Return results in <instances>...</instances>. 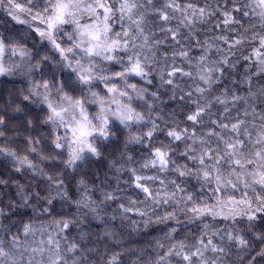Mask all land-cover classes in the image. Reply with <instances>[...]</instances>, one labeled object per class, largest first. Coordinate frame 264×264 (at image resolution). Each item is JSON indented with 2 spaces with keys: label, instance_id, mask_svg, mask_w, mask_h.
I'll return each instance as SVG.
<instances>
[{
  "label": "clouds",
  "instance_id": "9594fccd",
  "mask_svg": "<svg viewBox=\"0 0 264 264\" xmlns=\"http://www.w3.org/2000/svg\"><path fill=\"white\" fill-rule=\"evenodd\" d=\"M14 2L0 0V9L31 27L30 20L21 23L14 18L18 16ZM112 2L118 6V0ZM152 3L162 6L166 0ZM221 3L223 7H213ZM204 9V16L197 15L189 23L182 12L164 8L171 17L164 24L151 15L149 5L141 11L147 17L144 28L151 51L140 47L144 38L135 33L116 62L88 57L76 49L70 65L46 36L36 43L22 29L6 43L4 29L10 25L6 18L0 19V41L6 49L2 62L9 69L5 75L23 81L9 89L13 102L0 105V161L4 163L0 176L6 177L0 178V185L7 186L0 192V264H50V257L60 258L62 264H189L184 255L197 250L202 255L193 257L191 264H264V224L248 218L264 213L256 211L264 209V203L252 189L262 195L264 190L249 188L251 209L222 218L224 224L218 223L219 216L191 211L195 205L216 206L214 183L205 180L203 169L215 173L199 161L205 150L222 153L219 138L231 135L216 122L230 125L239 119L255 136L264 131V65L252 56L264 39V9L256 0H211ZM216 12L233 18L228 24L225 19L216 22L217 28L227 25L219 34L209 21ZM111 23L113 29L121 23L129 27L117 17ZM169 28L176 33L175 40ZM60 32L71 42L65 48L73 47L78 39L75 27L59 28L56 42ZM237 40L241 43L233 46ZM136 56L144 66L139 80L127 73L130 59ZM78 61L91 63L89 83L79 79ZM244 61L249 63L241 67ZM118 73L123 75L117 78ZM201 75L208 77L207 82ZM113 86L126 93L117 98L140 119L121 123L109 112L107 134L90 139L96 151L85 149L78 158L70 154L75 147L70 136L59 135L63 147H56L62 126L53 125L49 114L36 118L31 111L47 105L45 98L60 107L66 103L63 98L70 96L82 101L86 111L87 106H98L91 118L99 126L97 100L103 98L115 111L107 91ZM24 101L31 107L26 108ZM198 111L197 120H189ZM43 126L49 129L46 135ZM158 152L165 154L166 164L160 162ZM208 191L213 195H205ZM25 226L31 228L27 235ZM205 238L211 240L206 248L201 244ZM49 239L58 242L59 249L55 243L49 245ZM213 245L222 251H213ZM33 248L44 251L33 252Z\"/></svg>",
  "mask_w": 264,
  "mask_h": 264
},
{
  "label": "snow or ice",
  "instance_id": "6c2138e0",
  "mask_svg": "<svg viewBox=\"0 0 264 264\" xmlns=\"http://www.w3.org/2000/svg\"><path fill=\"white\" fill-rule=\"evenodd\" d=\"M256 2L264 9V0H256ZM149 5L152 6L151 15L158 16L164 24L169 23L171 19L169 13L163 10L164 8L171 9L173 12H182L189 23H192L197 15L204 16L206 13V9L204 8H197L190 3L181 5L177 3V0H166V3L162 6L153 4L152 0H143V2L141 0H118V6H114L112 0H54V2L53 0H49L47 6L43 9L44 13L49 14L44 16L40 11H37L35 15H32V19L47 25V31L37 29L39 35L42 37L46 36L69 65L75 57L76 49L84 52L88 57H102L106 61L116 62L117 55L122 50L126 52L129 49V37L135 33H139L144 38V44L140 45V47L151 51L149 36L145 35L146 29L144 28L147 17L145 12L141 11L142 8L147 9ZM13 6L15 10L27 12L29 15L32 14V7H23L20 3L16 2H14ZM33 7H36V5H33ZM49 9L51 10L50 12ZM189 12L191 13L190 15ZM85 17L90 22L81 23V20ZM114 17H117L120 21L127 22L129 27L125 29L123 23H121L120 30L114 31L111 23ZM14 18L23 23L18 16ZM232 19V17L225 15L224 23L228 24ZM66 24L74 25L78 38L75 45L68 48L61 46L54 38V34L60 26ZM133 25L135 26L134 30ZM167 31L171 34L173 40L177 38L176 33L171 28ZM240 43L241 41L237 40L233 46H237ZM259 43L260 47L253 50L252 56L256 58L257 63L264 65V59H262L264 57V39ZM5 50L4 42L0 41V75H5L9 71L2 62ZM181 55L186 54L181 53ZM201 59L203 60L204 58L202 57ZM77 64L79 79L83 83H89L93 76L91 63L86 66L78 61ZM76 70L74 69V71ZM127 73L135 77H142L144 75V66L138 56L130 59ZM174 74L170 73V75ZM184 74L187 75V73ZM120 75H123V73H118L117 78ZM200 78L207 82V76L201 75ZM45 87L47 88L48 85L45 84ZM107 91L112 96L111 104L115 105V111H112L103 98L98 99L97 103L101 113L98 117L99 126L88 115L82 101L65 96L63 99L66 103L57 107L45 98L47 108L49 109L48 120L53 125L62 126L66 131L71 133L70 144L75 146L70 148V154L73 158H78L79 153L85 151V149L93 153L96 151L90 143V139L94 135L105 136L107 134L109 112L116 116L121 123L140 119L132 108L124 105L117 98L118 96H125L126 93L118 92L114 86L108 87ZM200 91L202 92L203 89H200ZM199 115L200 111L190 116L189 120L195 122ZM261 119H264V117H261ZM216 123L218 126L229 131L231 135L227 138H219V141L224 146L222 153L219 151L205 150L204 154L200 156L199 161L201 165H207L213 169L214 176L212 172L207 170V167L203 169V176L205 180L213 181L214 193H221V195H216L215 207L195 205L191 208V211L194 215H211L227 219L243 214V210L251 209L253 203L252 199L248 198L247 193H244L241 199H237L229 190H239L240 185H243L245 189L252 188V186H259L261 190H264V131H259L255 139H253L252 131L245 126L246 122L243 120L236 119L230 125L227 123L221 125L219 121ZM253 128H255L254 124ZM209 134L215 135V132ZM177 138H179L178 133ZM60 139L61 137L57 135V148L63 147L59 143ZM157 155L162 164L167 163L164 153L158 152ZM225 166H227L228 175H225ZM137 179L139 180L141 178L138 177ZM138 187L143 186L138 184ZM252 190L254 195L260 199L261 203H264V195L261 192L255 191V188ZM143 191L150 197L153 195L147 187H143ZM188 199H191V197ZM256 211L260 212L264 211V209L257 208ZM248 218L250 220L256 219L255 215H249ZM64 228H67V224L64 225ZM30 231V226H25V235ZM53 243L59 249L58 242H54L52 239L48 240L49 245ZM207 243H211V240ZM240 243H243V241L241 240ZM201 244L205 248L207 247V244L203 240ZM32 251L43 252L44 250L33 248ZM213 251L222 250L217 249L213 245ZM200 255L202 253L197 250L191 256L185 254L184 259L191 264L193 257ZM50 264H62V262L60 258L52 259L50 257Z\"/></svg>",
  "mask_w": 264,
  "mask_h": 264
},
{
  "label": "trees",
  "instance_id": "16d2710c",
  "mask_svg": "<svg viewBox=\"0 0 264 264\" xmlns=\"http://www.w3.org/2000/svg\"><path fill=\"white\" fill-rule=\"evenodd\" d=\"M15 1H17L18 3L20 1H22V2L26 1L28 3V0H15ZM188 1L189 0H177V2L181 5L188 4L189 3ZM53 2H54V0H53ZM206 2L210 3L211 0H204V2L202 4V5H204V7L206 6ZM229 3H230V0H229ZM29 5H30V7H32V13L33 14H36L37 11H40L43 15L45 14L43 12L44 7L47 6V4L45 3V0H34V2L31 4L29 3ZM33 5H36V7H33ZM219 5H213V7H218ZM49 11H50V9H49ZM1 12H0V19L6 18L8 20L9 25H10V27L4 29V31H5V42L6 43H7L8 39L11 38V36L15 35L19 30H22V29L29 31L31 36L34 38V41L36 43H39L41 36H38L36 29H35V27H33V25H31V27H29L26 24H19L16 22V20H14L11 16H9L4 10H3V14ZM221 18H223V16H221L219 12H216L214 15L209 17V21L211 22V24L213 26V32H215L217 34H219L224 27H227V25H223L219 29L215 26L216 22ZM198 26L201 28L207 27L206 25H198ZM54 35L57 37V34H54ZM193 43H195V42H193ZM65 44L70 45V43H65ZM28 46L32 47V44L29 43ZM41 47L43 48V45ZM248 63H249V61H244L243 64L241 65V67H243L244 65H247ZM113 69L116 70L118 68H117V66L113 65ZM60 79L63 80L64 76L61 75ZM135 80H139V78L136 77ZM22 83H23L22 81H17L16 79H9V78L0 79V105L7 106L9 103L13 102V97L10 95L9 89L15 84H22ZM24 106L26 108L31 107V105L28 101H24ZM31 111L36 118L41 117V115H48V113H49V111L44 107H41L40 110H37L35 108H31ZM48 131H49V129L47 128V126H43V133L45 135L48 133ZM37 139H39V135H37ZM2 140H3V138H0V141H2ZM3 167H4L3 161H0V168H3ZM16 175H17V178L21 179V181L23 182V178L19 174H16ZM0 178H6V177L0 176ZM5 187H7V186L0 185V192H2L5 189ZM9 191L12 192V194L14 195V190L10 189ZM208 192L210 193V196L213 195L210 191H208ZM217 194H219V193H217ZM219 195H221V193ZM6 201H7V197H5V202ZM0 206H3V205L0 204ZM19 211H22V210H19ZM10 214L14 215L13 213H10ZM260 218H263V221L261 223L264 224V216H262ZM177 235H179V233Z\"/></svg>",
  "mask_w": 264,
  "mask_h": 264
},
{
  "label": "rangeland",
  "instance_id": "374dc122",
  "mask_svg": "<svg viewBox=\"0 0 264 264\" xmlns=\"http://www.w3.org/2000/svg\"><path fill=\"white\" fill-rule=\"evenodd\" d=\"M16 3H18L17 1H15ZM190 4H193L195 7H197V8H205L204 7V5H202L203 4V2H204V0H189L188 1ZM23 7H30V5H29V2L27 3L26 1L25 2H22V1H20L19 2ZM188 3V4H189ZM187 5V4H186ZM224 5L223 4H220L218 7H223ZM1 11V13L3 14V10L2 9H0ZM16 11V13L18 14V17H19V19H26V20H30L31 21V25H33V27H35V29H36V32H37V34H38V36H40L39 35V32L37 31V29H41V30H45V31H47L48 29H47V25L46 24H44V23H40L38 20H33L32 19V15H35V14H31V15H29L27 12H21V11H19V10H15ZM51 11V10H50ZM49 11V12H50ZM5 13V12H4ZM7 13V12H6ZM49 13H45L44 14V16H47ZM237 14L234 12L233 13V17L235 18V16H236ZM12 17V16H11ZM225 18L223 17V18H221V19H219V20H224ZM85 22H90L89 20H88V18L87 17H85L84 19H82L81 20V23H85ZM176 22L175 21H173V24H175ZM223 26V25H222ZM72 27H74V25H69V24H66V25H62V26H60V28H64V29H66V30H69V29H71ZM221 28V27H220ZM219 28V29H220ZM114 31H119L120 30V25L119 24H117L116 25V27L113 29ZM55 34H57V31L55 32ZM59 35H60V39H58L57 40V43H59V44H61V46H63V47H66V46H70L71 45V42H68V41H66V39L64 38V34H63V32H60L59 33ZM231 35H235L234 33H232ZM54 38H56V36L54 35ZM45 43L47 44L48 42L47 41H45ZM65 43H70V45H66ZM75 58V57H74ZM73 58V59H74ZM116 66V65H115ZM117 68H118V66H117ZM3 78H9V79H13V78H10L9 76H7V75H0V79H3ZM17 81H22V80H18V79H16ZM23 82V81H22ZM105 91H106V89H105ZM41 107H44V108H46L48 111H49V109L47 108V105H42ZM113 107H115V105H113ZM96 111H98V106H96V105H91V106H87V113H88V115L91 117V115L94 113V112H96ZM49 114V113H48ZM213 127H215V125H213ZM58 135H60V136H64V135H68V136H70L71 135V133L70 132H68V131H66V129L64 128V127H61L60 129H59V132L57 133ZM253 139H255V134H253ZM257 187V189L259 190V186H256ZM230 192H231V194L232 195H234L237 199H241L242 197H243V194L244 193H247V196L248 197H251V196H253V193L251 192V190L250 189H245L244 187H243V185H240L239 186V190H229ZM220 194V193H219ZM219 194H217L216 193V195H219ZM224 194H227V193H224ZM205 195H207V196H210V193L209 192H206L205 193ZM262 216H264V213H258V214H256V219H257V221L258 222H262L263 221V218H260V217H262ZM227 221H224L222 218L221 219H219L218 220V223H220V224H224V223H226ZM49 231H51L50 229H49ZM39 239H41V240H43V239H45V237L44 236H39L38 237ZM205 243H207V238H205Z\"/></svg>",
  "mask_w": 264,
  "mask_h": 264
}]
</instances>
